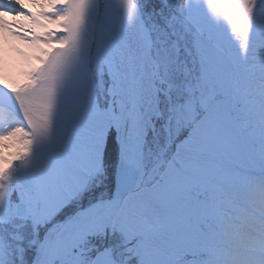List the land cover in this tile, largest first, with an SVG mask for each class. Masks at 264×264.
Instances as JSON below:
<instances>
[{
	"label": "snow or ice",
	"instance_id": "1",
	"mask_svg": "<svg viewBox=\"0 0 264 264\" xmlns=\"http://www.w3.org/2000/svg\"><path fill=\"white\" fill-rule=\"evenodd\" d=\"M6 45L0 264H264V0H0Z\"/></svg>",
	"mask_w": 264,
	"mask_h": 264
},
{
	"label": "bare ground",
	"instance_id": "2",
	"mask_svg": "<svg viewBox=\"0 0 264 264\" xmlns=\"http://www.w3.org/2000/svg\"><path fill=\"white\" fill-rule=\"evenodd\" d=\"M25 50L28 51L27 49ZM0 55L4 58V66L9 78L19 76L24 66V61L16 53L15 49L11 45H6L4 52Z\"/></svg>",
	"mask_w": 264,
	"mask_h": 264
}]
</instances>
